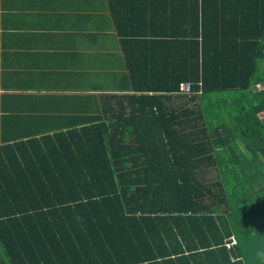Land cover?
I'll return each mask as SVG.
<instances>
[{"label": "trees", "instance_id": "obj_1", "mask_svg": "<svg viewBox=\"0 0 264 264\" xmlns=\"http://www.w3.org/2000/svg\"><path fill=\"white\" fill-rule=\"evenodd\" d=\"M172 7L109 122L0 148V264H264V0Z\"/></svg>", "mask_w": 264, "mask_h": 264}, {"label": "crops", "instance_id": "obj_2", "mask_svg": "<svg viewBox=\"0 0 264 264\" xmlns=\"http://www.w3.org/2000/svg\"><path fill=\"white\" fill-rule=\"evenodd\" d=\"M174 1L0 0V148L109 122Z\"/></svg>", "mask_w": 264, "mask_h": 264}, {"label": "built area", "instance_id": "obj_3", "mask_svg": "<svg viewBox=\"0 0 264 264\" xmlns=\"http://www.w3.org/2000/svg\"><path fill=\"white\" fill-rule=\"evenodd\" d=\"M200 85H201V84H200ZM255 89H256L258 92H260V91H262L264 88H263V86H261L260 84H256ZM179 93L184 94V95H187V96H190V94L192 93V85H191V83H188V82H186V83H182V84L180 85V91H179ZM236 243H237L236 239L233 238L231 241H228V242L226 243V245H227L228 247H231V246H233V245L236 244Z\"/></svg>", "mask_w": 264, "mask_h": 264}, {"label": "clouds", "instance_id": "obj_4", "mask_svg": "<svg viewBox=\"0 0 264 264\" xmlns=\"http://www.w3.org/2000/svg\"><path fill=\"white\" fill-rule=\"evenodd\" d=\"M258 255L260 256V258H261L262 260H264V252L258 253Z\"/></svg>", "mask_w": 264, "mask_h": 264}, {"label": "rangeland", "instance_id": "obj_5", "mask_svg": "<svg viewBox=\"0 0 264 264\" xmlns=\"http://www.w3.org/2000/svg\"><path fill=\"white\" fill-rule=\"evenodd\" d=\"M261 116H263V115L261 114Z\"/></svg>", "mask_w": 264, "mask_h": 264}]
</instances>
